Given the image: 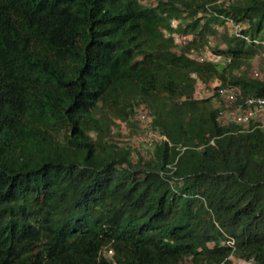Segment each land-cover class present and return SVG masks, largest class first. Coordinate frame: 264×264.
<instances>
[{"label":"trees","instance_id":"1","mask_svg":"<svg viewBox=\"0 0 264 264\" xmlns=\"http://www.w3.org/2000/svg\"><path fill=\"white\" fill-rule=\"evenodd\" d=\"M263 41L264 0H0V264H264V127L217 120ZM138 109L148 158L110 140Z\"/></svg>","mask_w":264,"mask_h":264},{"label":"built area","instance_id":"2","mask_svg":"<svg viewBox=\"0 0 264 264\" xmlns=\"http://www.w3.org/2000/svg\"><path fill=\"white\" fill-rule=\"evenodd\" d=\"M228 3L232 0H221ZM175 24V21H172ZM227 32L230 34H235L239 37L244 35L240 32L241 28L238 23L234 24L232 22H227ZM224 28L217 27L218 31H223ZM173 38L176 43L181 44L187 40L185 35L173 34ZM207 52V50H205ZM203 53V52H202ZM208 53V52H207ZM199 60H208L204 55L195 54ZM218 56V55H217ZM228 60V59H227ZM259 75L258 71H254L252 77H257ZM239 89L237 87H228L220 90V96L223 100V106L218 115V122L222 125L234 123L241 125L242 127H247L251 121L258 122L262 127H264V97H247L244 98L242 103L238 101ZM138 119L141 122L142 129L139 141L147 146L151 147L154 142L160 138H164L154 131L150 126V119L146 112L139 110L137 113ZM227 244H233V240L228 238L226 240ZM102 255L104 257H111L113 255L112 249L103 248Z\"/></svg>","mask_w":264,"mask_h":264},{"label":"rangeland","instance_id":"3","mask_svg":"<svg viewBox=\"0 0 264 264\" xmlns=\"http://www.w3.org/2000/svg\"><path fill=\"white\" fill-rule=\"evenodd\" d=\"M144 3L149 4L154 2V0H142ZM225 32L219 31L218 34L213 35L209 37L207 45L203 48L201 51V55H204L205 58H209L210 61L214 62L218 66H224L228 62L226 57L224 56H217L214 54V50L216 49H222L225 47V44L223 42L222 34ZM262 46H264V41L260 42ZM207 50V52H205ZM203 52V53H202ZM248 65H243L240 68L241 70H247V72L252 76L254 71H258L259 75L257 77H263L264 76V52L260 50L253 58H251L248 61ZM218 83L215 80H211L208 85H204L200 81L197 82L195 93L194 95L197 98H205V97H211L213 105H218L219 97H216L214 86H216ZM221 101L222 97L220 96ZM139 109L136 110L135 115L133 117L129 118L128 120H121V119H115L114 123L112 125V132L110 140L118 143L119 145H126L131 146L136 149V151L140 152L142 156L145 158H148L152 156V150L153 146L147 148L142 141H139L142 125L140 120L138 119L137 113ZM140 124V127H139ZM136 153L133 152V158H136Z\"/></svg>","mask_w":264,"mask_h":264}]
</instances>
